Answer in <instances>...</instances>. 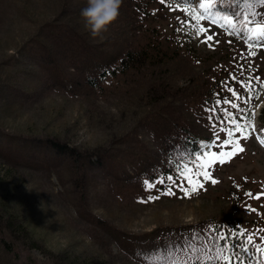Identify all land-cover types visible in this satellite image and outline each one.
<instances>
[{
	"label": "rangeland",
	"instance_id": "rangeland-1",
	"mask_svg": "<svg viewBox=\"0 0 264 264\" xmlns=\"http://www.w3.org/2000/svg\"><path fill=\"white\" fill-rule=\"evenodd\" d=\"M86 2L0 0V264L185 263L225 220L264 258V38L247 43L245 30L195 20L199 0H122L93 36L80 15ZM236 12L235 22L247 14L264 24V4ZM67 35L84 52H72ZM146 42L167 54L90 82ZM209 88L220 104L199 100ZM225 109L251 135L208 166L216 182L200 176L185 194L192 185L177 173L149 189L144 178L190 159L179 135L227 138ZM165 133L180 143L173 157Z\"/></svg>",
	"mask_w": 264,
	"mask_h": 264
},
{
	"label": "trees",
	"instance_id": "trees-1",
	"mask_svg": "<svg viewBox=\"0 0 264 264\" xmlns=\"http://www.w3.org/2000/svg\"><path fill=\"white\" fill-rule=\"evenodd\" d=\"M242 0H235L234 5H238V3ZM232 5V4H231ZM230 6L229 4H224V7ZM138 10L145 11L146 10V1L143 6H138ZM67 45L69 49L78 53L81 51L82 44L77 40L76 37L72 39L70 35H67ZM167 54L162 45H155L151 42H146L139 48H133L125 52V56L118 60L116 65L114 66H103L99 68L96 72V75L89 79H95L96 81L100 78L112 77L117 72H125L132 68H135L137 65H142L147 61H154L158 55ZM199 100L202 102H214L216 104L217 101H221L220 97H218L216 91L213 88H209L205 90L203 96H199ZM260 120L264 123V108L261 109ZM179 134V129H176ZM164 140L166 143V155H170L173 157V147L180 146V143L176 145L171 137L167 133L164 135ZM180 141L185 140V152L188 153L190 159L188 160L189 165L196 166L195 160L199 153L205 152L206 150L200 149L203 145L200 143L204 141L203 138L186 132L184 135H179ZM180 167L179 162L174 163L173 166L169 168H160V172L156 175H151L144 180H149L154 187L158 186L162 187L165 184L166 176H173L175 174H181L178 168ZM157 176H163L164 182L160 183ZM151 189V188H149ZM243 230V231H241ZM209 237L205 238L203 236L202 243H195L194 250L188 251L186 254L190 255V258L186 260L185 263H177V264H264V258L261 256L260 246L257 243L256 245L249 239L248 234L244 230L243 226L238 224L235 220H225L221 222V224H212L210 231L208 233ZM260 252L257 250V248ZM263 253V252H261ZM223 256H228L229 260L225 262L223 260ZM158 264V262H157ZM176 264V263H171Z\"/></svg>",
	"mask_w": 264,
	"mask_h": 264
},
{
	"label": "snow or ice",
	"instance_id": "snow-or-ice-1",
	"mask_svg": "<svg viewBox=\"0 0 264 264\" xmlns=\"http://www.w3.org/2000/svg\"><path fill=\"white\" fill-rule=\"evenodd\" d=\"M256 2L264 4V0H256ZM218 3H224V0H199V8L204 12L209 13V16L211 17L212 10L215 9ZM176 7L180 8L181 5L177 4ZM184 11H188L191 13V6L186 5L184 7ZM192 15L195 20H199L202 18L199 12L192 13ZM221 20L224 21L225 25H229L232 27L236 26V22L233 20V16L228 14L227 12L216 13L215 22L219 23ZM239 23L241 29L249 32L250 35L257 38H264V24L250 22L248 20L247 14H245L244 19ZM197 27L200 31L204 30L202 25H198ZM233 79H235V77H233ZM230 91L234 96H239V93H237L235 89H230ZM219 102L220 101H217V103ZM231 103H233L235 107L239 108V105L235 104L234 101H231ZM213 111H215V109H213ZM224 111L227 113L226 109ZM209 119L213 118L209 117ZM227 119L230 126L222 129V132L227 133V138L215 137L211 141H201L200 143L205 146H207L208 144H211L213 146L221 144V147H223L224 145H234V147H232L231 149L224 148L223 150H221V148H216L215 151H205L199 153V155L196 157V159L198 160V164L197 170L195 171L192 169V167L186 164L184 159L180 160V167L178 168V170L181 173V179L186 180L189 184L192 185L191 188L184 189L185 194L195 191L197 187L202 186L198 179L200 176H203L205 179L212 180V182L215 183V179H213V177L209 175V172L207 171L208 166L217 161L223 163L224 160L231 158L232 155H235V153L243 150L242 144L239 141V137L243 136L246 139L251 135V132L246 131L244 125L240 121H238L231 113H227ZM260 142L264 143V138H260ZM156 179H158L160 183L164 182L163 176H157ZM167 179L175 180V177L169 176L167 177ZM176 182L179 183V181ZM145 184L149 188L154 187V185L149 180H146ZM149 199H153V197H149ZM223 260L227 262L229 260V257L223 256Z\"/></svg>",
	"mask_w": 264,
	"mask_h": 264
},
{
	"label": "clouds",
	"instance_id": "clouds-1",
	"mask_svg": "<svg viewBox=\"0 0 264 264\" xmlns=\"http://www.w3.org/2000/svg\"><path fill=\"white\" fill-rule=\"evenodd\" d=\"M121 2L122 0H87L80 9V15L91 35H100L117 18Z\"/></svg>",
	"mask_w": 264,
	"mask_h": 264
}]
</instances>
